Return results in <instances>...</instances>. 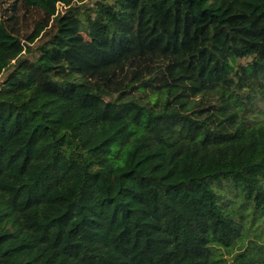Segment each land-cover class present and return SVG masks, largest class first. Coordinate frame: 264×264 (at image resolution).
<instances>
[{"label": "trees", "instance_id": "obj_1", "mask_svg": "<svg viewBox=\"0 0 264 264\" xmlns=\"http://www.w3.org/2000/svg\"><path fill=\"white\" fill-rule=\"evenodd\" d=\"M0 264H264V0H0Z\"/></svg>", "mask_w": 264, "mask_h": 264}, {"label": "rangeland", "instance_id": "obj_2", "mask_svg": "<svg viewBox=\"0 0 264 264\" xmlns=\"http://www.w3.org/2000/svg\"><path fill=\"white\" fill-rule=\"evenodd\" d=\"M2 82V80H1V77H0V83Z\"/></svg>", "mask_w": 264, "mask_h": 264}]
</instances>
